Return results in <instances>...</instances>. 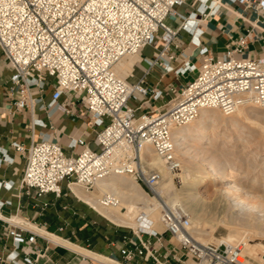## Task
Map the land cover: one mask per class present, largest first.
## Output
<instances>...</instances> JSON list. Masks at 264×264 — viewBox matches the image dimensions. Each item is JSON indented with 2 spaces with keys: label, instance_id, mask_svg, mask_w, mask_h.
Returning <instances> with one entry per match:
<instances>
[{
  "label": "built area",
  "instance_id": "obj_1",
  "mask_svg": "<svg viewBox=\"0 0 264 264\" xmlns=\"http://www.w3.org/2000/svg\"><path fill=\"white\" fill-rule=\"evenodd\" d=\"M183 1L0 0V48L15 70L12 89H19L14 101L16 109L30 106L33 110L31 88L42 91L51 81L53 92L46 104L49 111L59 107L67 111L59 99L64 94L73 95L81 99L92 123L100 127V149L85 147L75 155L67 154L58 142L45 137L29 146L16 144L25 160L22 188L34 190L38 196L52 193L60 198L66 188L74 193L72 185L88 193L98 191L102 180L117 174L131 176L149 196L161 198L158 187L164 176L149 159L142 158L145 147L150 146L175 176L182 169L173 137L175 128L197 119L203 109L229 115L245 105L264 108V57L241 56L247 41L242 36L222 55L202 48L203 60L196 76L164 107L148 106L139 112L142 105H151L164 94L146 81L156 63L177 74L196 70L187 61L178 68L168 63L176 58L170 50L178 47L175 40L180 27L170 25L166 19ZM158 43L160 48L154 58H143L149 68L140 80L132 82L118 75L115 67L122 58ZM137 101L138 106L132 104ZM175 180L179 181L177 177ZM98 199L103 208L120 203L108 192L101 193ZM4 203L0 202V207ZM159 203L164 230L151 229L140 213L142 225L129 227L138 243L122 250L125 261L147 253L158 263L168 264L153 246L154 237L168 233L183 252L181 257H175L180 264H264V257L258 261L244 253L242 243L198 241L191 234V219L180 204L171 205L163 198ZM0 220H4L2 215ZM11 224L8 234L14 248L6 258L12 264H31L33 259L23 243L33 242L37 236L26 239L22 235L28 222Z\"/></svg>",
  "mask_w": 264,
  "mask_h": 264
},
{
  "label": "crops",
  "instance_id": "obj_2",
  "mask_svg": "<svg viewBox=\"0 0 264 264\" xmlns=\"http://www.w3.org/2000/svg\"><path fill=\"white\" fill-rule=\"evenodd\" d=\"M166 21L180 27L175 40L178 47L172 46L170 50L176 58L169 60V65L178 68L187 61L194 64L196 70L177 74L166 71L163 64L156 63L146 76V81L162 89L164 94L152 101L151 105H142L139 112L147 110L148 106L164 107L176 96L196 76L203 60L201 49L204 47L214 55H222L229 45L235 46L240 37L246 36V46L241 56L264 57V0H184ZM159 48V43L146 46L138 55L130 58L134 62L130 81L141 79L149 68L143 58H154ZM14 72L0 48V202H5L0 207V215L4 219L0 220V264H12L6 258L14 248L8 230L13 228L11 223L21 221L28 222L27 229L21 231L26 239L37 236L35 241L23 243V248L29 251L28 256L33 259L31 264H114L53 241L41 229L111 261L160 264L147 253L125 261L122 250L133 247L134 242L138 243L132 229L110 224L104 214L96 212L78 198L74 187L78 196L66 188L62 197L56 198L52 193L38 196L34 190L27 191L20 186L25 160L16 144L29 146L32 141L45 137L58 142L67 154L75 155L85 147L100 149L97 139L100 127L92 123L85 104L73 95L64 94L59 99L67 111L62 107L49 111L46 104L53 92L51 81L42 91L31 88L33 110L30 106L16 109L14 101L19 97V89H12ZM132 104L138 106L139 101ZM153 246L161 260H166L168 264H180L175 257H181L183 252L168 233L160 238L154 237ZM24 257L22 251L21 260Z\"/></svg>",
  "mask_w": 264,
  "mask_h": 264
},
{
  "label": "bare ground",
  "instance_id": "obj_3",
  "mask_svg": "<svg viewBox=\"0 0 264 264\" xmlns=\"http://www.w3.org/2000/svg\"><path fill=\"white\" fill-rule=\"evenodd\" d=\"M138 54L139 52L127 55L116 64L115 70L119 76L124 77L133 67L134 62L128 59V57ZM248 108H250L251 111L255 107L254 105L241 106L234 113H231L232 115L229 114L228 116L230 117L228 118L218 115L219 113L217 111H215L217 113H210V110L217 109H203L197 119L187 125L175 128L173 137L176 144V153L180 148H187L180 153L191 156L188 154V150L190 147L194 146L193 148H201L210 154V158H208L210 160L207 162V166L203 164L199 166L198 163H196V165L189 161L188 166L182 165V169L179 173L177 172L175 174V177H177L179 181L184 182L182 187L183 204L181 207L187 214H189V211L193 212L194 216L189 217L191 222L194 223L191 227V234L195 239H199V241L205 243L206 239H202L201 236L209 235L212 229H215L217 225H227L230 227V232L223 239H217V244L222 242L227 244L242 242L244 243V253L256 259L263 260L264 252L258 250L252 244H249L247 241L249 238L247 232L264 231V153L255 160H250L249 158L239 159V163L241 165H246V169L249 172L246 175H242V171L240 172L238 167L227 162L228 159V161L231 160V158L228 157L230 152L228 153L229 148L227 143L234 137L230 136L229 133L227 134V132L219 131L222 128L226 130L236 128L238 131L235 132L234 136L235 138H240L244 132V128L240 126L236 117L246 115ZM206 135H212V138L208 142H205L209 146H197L196 143L200 142ZM237 144L238 143H236V146ZM248 146L245 145L241 149L248 152ZM218 148H221L219 152L217 151ZM216 151L218 153H213ZM226 153H228V155ZM240 154L243 157V154ZM255 154L257 153L255 152ZM221 156L223 159H220ZM224 156H227L228 159H224ZM142 158L149 159L150 163L161 171L164 176V181L158 187V190L161 195L168 193V191L173 188L175 177L173 176L172 179V173L165 167L164 162L154 153V150L150 146L143 149ZM196 172L198 173L195 174ZM249 174H252L251 177ZM206 178H211L212 183H207L205 180ZM211 184L220 185L215 188V196L213 199L208 201L202 196L200 188ZM73 187L85 202L96 207L101 214H104L107 218L118 224L138 228L143 222L138 219V215L142 213L148 220L151 229L157 230L156 228L159 224L163 227L162 207L159 201L149 196L144 188L131 176L111 174L98 184V192H100V194L108 192L114 194L118 198L120 202L119 205L111 208H103L99 205L98 198L100 194L98 195L94 191L92 193L85 192L76 185H72V188ZM178 200V196H175L169 199L168 203L174 205ZM206 213L210 214L214 219V223L212 222L213 224L210 226L208 225L210 227L209 230L205 224L208 219L206 217L207 219L205 220L204 214ZM32 228L38 229L34 226ZM40 231L53 241L69 246L76 251L90 254L98 260L122 264L118 261H111L105 256L92 254L78 244L71 243L44 229Z\"/></svg>",
  "mask_w": 264,
  "mask_h": 264
},
{
  "label": "rangeland",
  "instance_id": "obj_4",
  "mask_svg": "<svg viewBox=\"0 0 264 264\" xmlns=\"http://www.w3.org/2000/svg\"><path fill=\"white\" fill-rule=\"evenodd\" d=\"M148 50H149V47H147L146 51H148ZM130 58H134V56L128 57V59H130ZM136 60L137 59H135V61ZM132 73H133V70L131 69V71H129L125 75L126 77H128V80H130V74H132ZM254 107L255 108L252 109L251 111H250V108H248L249 112L247 110V114L246 115H241L239 117H236V119H237L238 123L240 124V126H242L244 128V132H243V134L241 135L240 138H235V136H234L235 132L238 131L236 128H232V129H229V130H226L225 128H222V129L219 130L220 132H225V133L227 132V134L229 133L230 136L234 137L233 139L230 140L231 142L229 141V143H227V146L229 148L228 149V153L230 152L231 155L230 154L228 155V153H226V154L228 155L229 158H231V160L228 161L229 159H228L227 156H224L225 157L224 159L227 158L228 160L227 159L226 160H227V162H229V164L235 165L236 167H238L240 169V172L242 171L241 172L242 175H246L249 172L246 169V165H244V164L241 165L239 163V159H241V158L248 159L249 158L250 160L251 159L255 160L256 158L260 157L264 153V108H260L259 106H256V105H254ZM215 111H217L219 113L218 115H220V116H223V117H226V118L230 117L228 115H225V114L221 113L219 110H210V113H217ZM230 115H232V114H230ZM211 138H212V135H206V137H204L200 142H197L196 144L199 147H205V146L208 147L209 145H207L205 142H208ZM236 143H238L237 146H236ZM245 145H247V146L249 145L248 146L249 148L247 147L249 149L248 152L247 151L245 152L243 149H241ZM193 147L194 146L190 147V149L188 150V152H189L188 154H190L192 157L180 153L181 151H183V150H185L187 148L178 149L179 151L177 152V154H178L177 156L180 158V160L182 162V165L188 166L189 161H190V162H193L195 164L198 163L199 166H201L202 164L204 166H207L208 165L207 162L210 160V159H208V158H210V154H208L207 152H205V150H202L201 148H197V147L193 148ZM220 150H221V148L217 149L218 152ZM217 151L213 152V153H218ZM236 152L239 154V156H238V154ZM255 152L257 154H255ZM240 153L243 154V157L241 156ZM235 154H237V155H235ZM250 156H251V158H250ZM220 159H223V157L221 156ZM233 161L234 162L236 161L235 162L236 164ZM197 173L198 172H196L195 174H197ZM249 175L251 177L252 174H249ZM171 176H172V179H173L174 175L171 174ZM205 180L207 181V183H212L211 178H206ZM183 185H184V182L174 180L173 181V188L170 189L168 191V193L162 194L161 198H163L164 200H166L168 202L169 199H171L172 197L178 196L179 200L174 205L180 204V206H181L183 204L182 203L183 202L182 201V199H183V197H182L183 196V193H182ZM219 185L220 184H215V185L211 184V185L206 186V187H201L200 191L202 192V196L208 201L212 200L213 197L215 196V190H216L215 188L218 187ZM94 192L96 194H98V195L100 194V192H98L96 190ZM76 196H78V195L76 194ZM151 197H153V196H151ZM78 198L82 199L79 196H78ZM161 198H159L158 196L156 197V199L158 201H160ZM90 208H91V206H90ZM188 213H189L188 214L189 216H194L193 212L189 211ZM206 214H207V216H206ZM206 214H204V216H205V220L208 218L207 219L208 222L206 220L205 224H206V227H208V230H209L210 229L209 226L214 223V219L212 218V216L210 214H208V213H206ZM209 215H210V217H209ZM106 220L110 224H112L114 226H118V227H122V228H129V225L118 224V223L112 221L111 219H109L107 217H106ZM192 224H194V223H192ZM164 228H165L164 226L162 227V225L159 224L156 229L159 230V231H163ZM229 230H230V227H228L227 225H224V226H223V224L222 225H217L215 227V229H212V231H211V233L209 235H204V236H201V237H202V239H206L205 244L206 243H215V244H217L216 243L217 239H223L225 236L228 235V233L230 232ZM249 232H247L248 233L247 235H249V238L247 240L249 242V244H252L258 250H262V252H264V247H263L264 246V231L263 230H258V231H255V232L254 231H249ZM198 241H199V239H198ZM242 244L244 245V243H242ZM247 255L250 256L249 254H247ZM250 257L254 258L252 256H250ZM254 259H256V258H254ZM256 260L260 261L259 259H256Z\"/></svg>",
  "mask_w": 264,
  "mask_h": 264
}]
</instances>
